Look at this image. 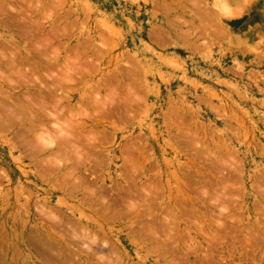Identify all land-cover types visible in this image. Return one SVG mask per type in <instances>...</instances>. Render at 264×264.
<instances>
[{
    "label": "rangeland",
    "instance_id": "1",
    "mask_svg": "<svg viewBox=\"0 0 264 264\" xmlns=\"http://www.w3.org/2000/svg\"><path fill=\"white\" fill-rule=\"evenodd\" d=\"M0 264H264V0H0Z\"/></svg>",
    "mask_w": 264,
    "mask_h": 264
},
{
    "label": "bare ground",
    "instance_id": "2",
    "mask_svg": "<svg viewBox=\"0 0 264 264\" xmlns=\"http://www.w3.org/2000/svg\"><path fill=\"white\" fill-rule=\"evenodd\" d=\"M22 75V74H21ZM25 77V76H24ZM55 105V104H54ZM40 107V106H39ZM40 110V109H39Z\"/></svg>",
    "mask_w": 264,
    "mask_h": 264
}]
</instances>
